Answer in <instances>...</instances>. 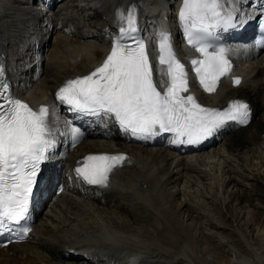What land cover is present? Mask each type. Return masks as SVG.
<instances>
[{
  "label": "bare ground",
  "instance_id": "bare-ground-1",
  "mask_svg": "<svg viewBox=\"0 0 264 264\" xmlns=\"http://www.w3.org/2000/svg\"><path fill=\"white\" fill-rule=\"evenodd\" d=\"M167 1L63 0L38 22L41 10L0 0V65L11 95L33 110L49 105V127L58 138L68 116L56 93L103 63L107 38L121 26L117 9L137 5L144 27L167 11ZM27 21L36 22L35 41L42 45V56L32 61L42 70L30 78L14 71ZM242 70L243 86L223 85L205 100L246 101L255 112L247 128L227 129L216 147L192 156L129 144L112 131H105L107 139L92 136L65 158V192L27 243L0 249V264H264V54ZM113 150L128 165L113 171L107 187L69 186V168Z\"/></svg>",
  "mask_w": 264,
  "mask_h": 264
},
{
  "label": "snow or ice",
  "instance_id": "snow-or-ice-1",
  "mask_svg": "<svg viewBox=\"0 0 264 264\" xmlns=\"http://www.w3.org/2000/svg\"><path fill=\"white\" fill-rule=\"evenodd\" d=\"M231 3L182 0L178 12L187 44L201 54L190 61L191 71L208 93L216 92L220 79L231 72L227 48H216L209 42V37L218 32L238 26L234 8L225 7ZM116 16L121 23L119 35L103 63L83 77L67 80L56 93L69 111L114 118L122 132L137 139L171 133L174 143L188 145L202 143L229 121L249 123L251 110L245 101L233 100L221 110L204 106L191 94L189 73L177 58L167 32L156 36L160 53L157 73L168 77L167 87L158 88L148 43L137 23V5H130L126 12L117 9ZM246 22L241 18L240 24ZM161 66H165L163 70ZM3 71L0 65V74ZM234 83L239 85L241 80L234 78ZM48 116L47 106L33 110L12 96L7 81L0 76V233H11L20 240L31 232L27 221L34 190L41 179L42 165L51 159L50 153L56 147ZM74 131L77 138L82 135L78 129ZM125 159L123 154L88 155L75 171L87 184L107 187L110 174Z\"/></svg>",
  "mask_w": 264,
  "mask_h": 264
}]
</instances>
